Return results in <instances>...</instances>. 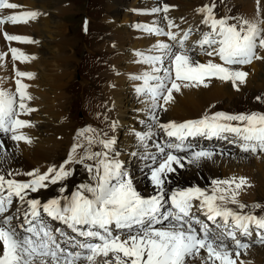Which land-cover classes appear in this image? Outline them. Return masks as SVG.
I'll use <instances>...</instances> for the list:
<instances>
[{"label":"snow or ice","instance_id":"6c2138e0","mask_svg":"<svg viewBox=\"0 0 264 264\" xmlns=\"http://www.w3.org/2000/svg\"><path fill=\"white\" fill-rule=\"evenodd\" d=\"M18 7L10 0H0V10ZM214 7L204 5L197 9L204 14L201 23L209 30L202 32L195 44L204 54L223 63L213 59L201 63L193 59L190 54L193 49L186 47L191 29L178 35L171 30L144 26L145 31L167 36L175 42H158L155 47L160 55L138 53L142 62L153 66L152 73L163 72V75L145 73L134 77L143 80V85L136 89L138 93L150 94L153 101L163 100V104H154V108L166 110L165 105L173 99V91H180L181 86L206 87L209 78L231 81L234 87L237 82L244 83L248 73L234 66L264 59L257 52V49H264V21L257 23L241 19L238 25L229 24L230 18L213 15ZM168 10V5L152 9L164 13ZM37 15L35 11H21L0 17V24L26 23ZM165 19L169 29L177 27L167 16ZM4 35L9 41L27 40L17 35ZM10 51L13 60L29 58L18 49L11 48ZM165 58L170 60L169 67H155ZM16 75L31 76L21 71ZM149 81L158 83L150 84ZM15 83L14 92L0 89V131L11 133L13 141L31 143L21 131L31 127V122L20 116L34 111L26 104L32 97L26 91L28 86L20 79ZM152 118L157 119L155 115ZM158 127L170 139L164 146L157 145L158 151L166 154V159L150 170L151 183L157 189V193L150 197L137 191L129 173L118 160L110 158L109 151L93 152L75 159L73 154L79 145H73L68 158L59 166H50L43 173L39 170L26 173L31 177L27 181L8 178L17 173L0 174V264H186L188 257L200 255L202 250L207 253L204 264H216L217 261L219 264H245L240 259V250H246L249 245L242 243L238 234L251 235L253 228L264 230V217L237 213L225 205L238 203V190L247 184L246 178L213 181L211 193L200 187L173 189L168 193L165 191L167 174L176 171L174 164L180 167L183 164L182 157L172 151L166 152V148L185 151L184 142L188 137L227 139L224 134H229L233 137L230 142L237 143L241 151L264 152V114L216 112L181 123H159ZM137 135L140 141H144L151 133ZM99 143L105 150H110L114 141L100 140ZM4 149L5 144L0 141V150ZM212 155L207 150L192 151L188 162L197 163ZM86 158L95 162L85 165L92 175V183L81 184L70 195H61L47 202L29 198V192L36 193L47 188L49 183L55 185L71 176L72 171L66 166L84 163ZM64 191L61 187L60 192ZM16 201L18 206L10 213ZM239 207L243 209L245 205L239 204ZM194 208L197 211H193ZM197 212L203 213L206 221L219 231L201 220ZM49 221L62 223L71 234L51 227ZM258 234L259 242L264 244V231ZM225 237L234 241V247L225 243Z\"/></svg>","mask_w":264,"mask_h":264},{"label":"bare ground","instance_id":"6f19581e","mask_svg":"<svg viewBox=\"0 0 264 264\" xmlns=\"http://www.w3.org/2000/svg\"><path fill=\"white\" fill-rule=\"evenodd\" d=\"M198 1L164 0V3L165 5H177L178 7L173 12L175 15H180ZM238 1L241 6L240 9L250 21L257 23L263 21V0H234L237 3ZM10 2L16 3L19 7L0 10V17L29 10L38 13L35 19H30L26 23L12 24L11 22H5L0 24V86L4 87L6 91L14 92L16 88L15 82L20 79L22 83L28 86L26 91L32 97L26 101L29 104H26L29 108L34 109V111L22 113L20 116L21 119L31 122V127L21 130L31 139V143L23 140L13 141L10 138L11 133L6 134L0 131V133L6 134L0 135V141L5 144V149L0 150V174L7 175L12 172L17 173V175L10 177H20L31 168L41 169V173L47 171V161H54L64 142L68 141V122L62 118L61 107L63 105L61 106L59 99H62L61 97L63 96L60 92L63 83L71 75V72L68 71L69 64L74 59L72 55L66 52L69 48L68 38L65 37L67 27L60 20V18L62 19L61 16L68 14L66 13L68 9L67 2L64 0H10ZM48 3H50L49 6H47ZM154 8H157V5L153 2L147 3L142 0H132L125 12H121L113 3H110L107 7L105 18L112 23L111 26L113 27V31L110 32V38L107 41L109 45H106L105 48L109 49L110 47L116 52L114 56L109 58V62L113 63L109 69L110 71L105 72L107 73V80L103 87L104 98L107 106V116L115 127L113 139L115 137L124 139L123 143L121 141L113 143L108 151L110 158L118 160L120 163L123 162V159H127L126 162L121 163V166L129 173L137 191L144 196L157 193V189L151 183L150 170L152 167L149 164L159 158L157 145L164 146L163 138H168L158 127L159 123H168L170 121L181 123L188 119H199L214 110L211 107L214 101L234 100L232 97L238 95L236 88H242L244 84L248 85L247 87H251L253 84L257 87L256 90L264 87V75H260L261 65L264 62L260 59H254L251 64L236 67L248 73L244 83L237 82V86L234 87L231 81H222L214 77L212 80H206V87L203 85L198 87L181 86L180 91H173V99L165 105L166 110L153 107L148 113H145L144 111L148 110L145 109L143 111L145 105L151 103L160 105L164 103L163 100L159 101L158 98L153 101L148 95L138 93L136 90L138 87H133L139 86L136 84L138 80L134 77L131 78L130 83L127 85L131 86V88L126 87L120 90L121 88L119 87L122 85V79L130 78L129 72L132 71L163 75V72L152 73L153 66L142 62V57L138 53L150 48L152 49L150 53L160 55V51L155 46L158 42L170 43V41L163 38L162 35L145 31L144 27L143 32L137 30L128 31L126 27L123 28L120 24L123 21L133 22L134 20L143 19V21L148 23V26L157 27L162 24L163 15L161 12H153L152 9ZM142 26L140 25L139 27ZM2 32L26 37L27 40H14L5 45V41L1 39ZM3 37L5 39V35ZM35 40H37V43L34 42ZM125 43H131V49H127ZM11 48L18 49L19 52L29 58L27 60H13L10 57L12 56ZM257 52L259 55L264 56V49H257ZM123 53H125V56L122 55ZM117 55L118 59L116 58ZM126 55L133 57L136 60L135 63H125ZM199 62L205 63V60L201 59ZM169 66L170 60L168 59L162 64L157 63L155 65V67L162 69ZM17 71L25 73L35 72V74L30 77H17ZM155 83H158V81L151 82V84ZM117 85H119L118 88ZM134 109L142 110L136 113ZM153 115L157 117L156 120H153ZM135 122L137 124L133 128H126V124ZM149 132L151 133L150 137H146L144 141L139 140L138 133ZM172 140L177 142L174 141V138ZM197 141L198 138L188 140L184 143V146L189 142L195 146ZM199 150L210 151L213 155L208 158H201L197 163H189L191 152ZM176 153L174 155L182 157L181 163L183 167L173 165L176 171L167 174L165 182L166 192L172 186L184 188L185 186L198 185L202 188L211 187L210 189H213V181L234 178L238 180V178L243 176L246 178L250 190H246L245 186H243L238 190V199L243 198L253 201L256 199L255 197V199L253 198V195L257 192L264 196V185L262 188L259 186L261 182H264V156L260 154L261 152L251 155L239 154L221 146L220 149L202 147L186 153L184 151H176ZM152 157H155V159ZM59 186L57 184L53 187L40 189V193L42 195L48 194L51 191L58 190ZM234 187L232 185L233 189ZM258 188L259 190L257 191ZM240 251L242 258L256 263H264V244L250 245L246 250ZM206 256L207 253L202 250L200 255L188 257L186 264H204ZM216 264H219V262L217 261Z\"/></svg>","mask_w":264,"mask_h":264},{"label":"rangeland","instance_id":"374dc122","mask_svg":"<svg viewBox=\"0 0 264 264\" xmlns=\"http://www.w3.org/2000/svg\"><path fill=\"white\" fill-rule=\"evenodd\" d=\"M64 1L69 4L68 9L66 10L67 11L66 13H68V14L65 13L66 15L61 16L62 19L60 18V20L63 21L67 27V32H66L65 37L68 38L69 48L67 49L66 52H68L69 55H72L74 60H71V62L69 64L68 71L71 72V75L69 78L65 79V81L63 83V86L60 90V92L62 93L63 96L61 97L62 99H59V100L61 102L60 103L61 106L63 105L61 107L62 108V116L64 117V116L68 115L72 118V120L70 122L66 119V117H64V119L67 122H69L67 124L68 133H69L68 135H70L71 133L73 134L77 131L76 133L79 134L78 138L83 140V135L79 132L80 131L79 128H80V126L87 124V122L85 120H87L89 123H91L92 126L98 127L96 123L91 122L87 118V116L85 115V111H84L83 105H82L85 100L90 101V100H93L94 98L100 99L101 101L99 100V102L101 105L99 107V112L95 111L94 114L100 115L102 122H104V119L106 120L105 114H104L106 101L104 98V91H103L104 90L103 87L105 86L104 85L105 81L107 80V73H105V72L110 71L109 69L111 68V65L113 63L109 62V58L114 56V53L116 51L111 49L109 46L108 47L110 50L106 49L105 46L109 45V43L107 44V41L110 38V32L113 31V27L111 26L112 23H110V22L106 23L105 18H106L107 14H105L104 17L102 15L99 18L93 17L94 19H92V28H91L92 31H90V33L84 35L82 33L81 27L79 25H81V23H85L86 15H85V8H83V7L86 5V1L85 0H64ZM131 1L132 0H111L110 3H113L116 6V8L118 10H120L121 12H125L127 7H129ZM139 1H141V0H139ZM144 2H145V0H144ZM110 3H107V7L110 5ZM235 3H236V5L239 4V10L241 13H243L242 10L240 9L241 6H240L239 1H238V3L237 2H235ZM49 5H50V3L47 4V6H49ZM110 20H111V18H110ZM263 21H264V19H263ZM120 25L123 28L126 27V30H128V31H132V30L136 31L137 30L136 28L139 27L141 24L138 23L136 25L133 24V26H131V21H125V22L123 21V23ZM137 31H139V30H137ZM2 33L5 34L4 32H2ZM3 34L1 35V39L5 41V45L11 43V41L4 39ZM154 34H156V33H154ZM34 42L37 43V40H35ZM125 44H126L125 47L127 49H131V46H132L131 43L130 44L125 43ZM98 52L103 53L102 54L103 56H101V59L98 56L99 55ZM122 55L125 56V53H123ZM10 57L12 58V56H10ZM116 58L118 59V55L116 56ZM135 61L136 60H134V58L131 57L130 55H128V56L126 55V59L124 60L125 63H135ZM261 61L264 62V59H261ZM92 65H94L95 67L92 68L91 67ZM30 74L34 75L35 72H31ZM260 75L261 76L264 75V64L261 65ZM77 76H78V78H77ZM129 77L130 78H127L126 80L122 79V83H121L122 85L120 87H119V85H117V88L118 87L121 88L120 90H123L126 87L131 88V86H127V85L130 83V80H131V78H133V76L129 75ZM245 85L246 84H244V86L242 88L241 87L236 88L238 95L236 97H234V96L232 97V99H234V100L228 101L226 99L224 102H222V100H217L216 102L214 101L211 104V107L214 110L211 112H208L206 114L211 115V114L215 113L216 112L215 108H217L219 110H227V109H229L228 107H230V108L233 107L232 109H230V111H237L240 109L249 110L251 108H256L260 111H264V102L258 103V102H256L258 100H254L255 99L254 96L258 95L259 92L264 89V87H262L263 89L259 88L256 90L257 87H255L253 84L251 85V87H247L248 85H246V86ZM133 87L137 88L140 86H133ZM0 88L5 89L4 87H1V86H0ZM66 90H68V93ZM263 98H261V101H263ZM75 101L77 102L76 108L74 107ZM26 103L29 104V102H26ZM66 104H67L68 108L65 110ZM153 105H154V103L145 105L143 107L144 109L143 108L142 109H143V111L145 109H148V110L144 111L145 113H148L151 109H153ZM142 109H140V110H142ZM67 110H68V112H66ZM134 110L136 111V113L140 112L139 109H134ZM250 113H252V112H250ZM106 114H107V106H106ZM141 114H143V113H141ZM138 120H141V119H138ZM81 121H85V122L83 124L79 125V123ZM136 124H137V122H135L133 124H126V128H133V126H135ZM104 125H106V127L109 129V126L107 124H104ZM129 126H132V127H129ZM98 128H103V127L99 126ZM4 133H0V135H3ZM6 134H4V135H6ZM113 137L111 138V140L114 141V143H119L120 141H121V143L124 142L123 138L120 139L119 137H115V139H113ZM163 139H164L163 142L165 144V142H167L170 138H163ZM207 139H209V138H207ZM64 144L62 145V148H61V150L57 156L58 158L56 157L54 161H47L48 166H49V164H50V166H53V165L59 166L61 163H63L68 158V154H69L70 150L73 148V145H79V143L77 141H75V140L70 141L69 139L66 143L64 142ZM187 146L194 147V144H191V142H189L187 144ZM66 147H68V148H66ZM220 148H218V149H220ZM167 150L173 151L172 149H166V151ZM98 152H102V150H98ZM140 152H141V150H140ZM79 153H80V148H76V151L73 154L75 159H77L76 155ZM249 153H251V152H249ZM260 154L264 156V153L261 152ZM59 155H62V156H59ZM249 155H251V154H249ZM158 156H159V158H161L162 153L158 152ZM162 160L163 159H160L159 162H156V163L154 161H152V162L150 161L151 163L149 165L152 168L158 167L159 163L162 162ZM126 161H127V159H123V162H126ZM123 162H121V163H123ZM72 164H74V163H72ZM72 164H69L66 167H68ZM128 167H134V166H128ZM23 177H24V174H23ZM233 177H238V176H233ZM263 185H264V182H261L259 186L262 188ZM249 188H250L249 184H246L245 189L248 190ZM258 190H259V188L257 189V191ZM258 194H259V192L255 193L253 195V198L254 197L256 198V199L254 198L255 200H253V201H248V200L243 199V198L239 199V201H240V204L245 205V207L242 209L244 212L250 213L251 215H254L256 217H264V204H259L258 202H256V200L264 201V196L261 194H259V195ZM254 207H258V208L256 210H254ZM237 208H240L239 205L237 206Z\"/></svg>","mask_w":264,"mask_h":264}]
</instances>
